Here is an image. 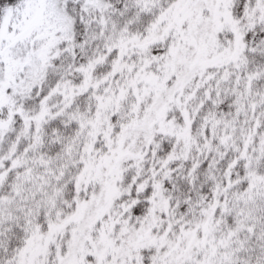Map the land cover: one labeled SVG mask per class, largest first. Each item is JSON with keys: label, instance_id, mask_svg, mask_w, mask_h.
I'll return each mask as SVG.
<instances>
[{"label": "snow or ice", "instance_id": "snow-or-ice-1", "mask_svg": "<svg viewBox=\"0 0 264 264\" xmlns=\"http://www.w3.org/2000/svg\"><path fill=\"white\" fill-rule=\"evenodd\" d=\"M0 264H264V0H0Z\"/></svg>", "mask_w": 264, "mask_h": 264}]
</instances>
